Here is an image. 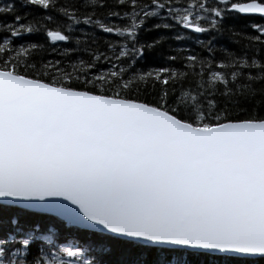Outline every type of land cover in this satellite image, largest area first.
<instances>
[{
	"label": "snow or ice",
	"instance_id": "1",
	"mask_svg": "<svg viewBox=\"0 0 264 264\" xmlns=\"http://www.w3.org/2000/svg\"><path fill=\"white\" fill-rule=\"evenodd\" d=\"M0 264H264V0H0Z\"/></svg>",
	"mask_w": 264,
	"mask_h": 264
}]
</instances>
